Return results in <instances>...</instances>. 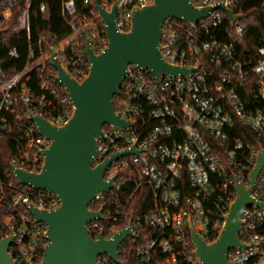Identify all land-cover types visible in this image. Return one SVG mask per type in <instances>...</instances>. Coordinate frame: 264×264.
I'll return each mask as SVG.
<instances>
[{"label": "built area", "instance_id": "obj_1", "mask_svg": "<svg viewBox=\"0 0 264 264\" xmlns=\"http://www.w3.org/2000/svg\"><path fill=\"white\" fill-rule=\"evenodd\" d=\"M62 1L64 20L73 33L54 50L65 70L82 82L91 67L87 40L101 54L108 46L105 25L96 9L92 12L96 19L83 16L75 22L74 1ZM152 2L120 1L117 30L128 32L133 9ZM191 3L198 9L222 3L233 12L235 8L233 0ZM100 5L107 11L112 7L107 1ZM2 16L8 19L11 8ZM224 17L230 22L226 33L240 35V22L233 24L219 9L196 25L167 20L160 52L169 64L186 68L189 74L156 79L149 71L130 67L115 101V113L129 126L106 125L97 139L93 166L130 152L107 167L104 181L112 189L99 192L88 206L101 216L88 224L93 239L103 235L112 240L118 232L131 229L132 235L117 251L121 264L124 258H134L138 264H200L191 232L207 243L217 241L237 198L236 185L244 190L250 187L251 174L264 153V58L249 70L244 67L233 45L211 32L224 26ZM2 26L0 21V33ZM50 67V50L40 51L38 58L30 50L25 67L11 79L6 80L0 67V137L14 144L9 161L13 178L11 167L39 173L43 153L51 145L30 116L63 127L74 114L70 98ZM249 72L254 77L248 80ZM131 184L130 193L123 195L124 187ZM18 186L17 192L0 175V239L13 236L9 252L15 264H41L49 244L48 227L36 222L29 208L55 211L61 202L47 191ZM140 189L150 192V208L134 213L136 204L143 207L147 200L143 194L139 201H132ZM251 196L255 203L246 206L239 230L244 247L230 250L228 264L264 260V165ZM98 261L116 264L108 254Z\"/></svg>", "mask_w": 264, "mask_h": 264}, {"label": "water", "instance_id": "obj_2", "mask_svg": "<svg viewBox=\"0 0 264 264\" xmlns=\"http://www.w3.org/2000/svg\"><path fill=\"white\" fill-rule=\"evenodd\" d=\"M119 3L120 0L116 1L110 11L95 4L105 25L108 46L101 54H96L87 40L91 67L82 82L65 70L57 60L54 48L50 49V62L57 71L56 80L70 98L74 114L63 127L31 115L30 120L38 127L40 135L51 141L43 153L44 165L39 173L11 167L18 185L47 191L61 202L55 211L29 208L35 221L48 227L49 244L41 264H101L98 258L104 254H108L116 264H121L117 251L119 245L132 235L131 229L118 232L112 240H105L103 235L93 239L88 224L101 216L90 212L88 206L99 192L112 189L111 183L104 181L107 167L112 161L130 153H118L104 164L93 166L98 150L97 139L103 135V128L106 125L129 126L115 113V98L120 95L124 80L130 75L129 68L133 66L143 72L149 71L156 79L160 76H187L190 70L172 66L160 52L166 21L172 19L196 25L218 9L225 12L233 24L243 19L223 3L198 9L191 0H153L148 6L133 9L130 29L123 33L115 26ZM263 165L264 153L251 174L249 189L236 185L237 198L217 241L207 243L191 232L200 264H228L230 250L244 247L239 239L242 217L246 206L255 203L252 189ZM257 205L263 206L261 203ZM12 240L13 236L0 239V264H15L9 252Z\"/></svg>", "mask_w": 264, "mask_h": 264}, {"label": "trees", "instance_id": "obj_3", "mask_svg": "<svg viewBox=\"0 0 264 264\" xmlns=\"http://www.w3.org/2000/svg\"><path fill=\"white\" fill-rule=\"evenodd\" d=\"M73 1L76 6V15L72 19L78 22L83 16L97 18L92 15L96 3L102 4L107 1L113 5L118 0ZM233 3L235 4L234 13L243 17L240 21L241 34L230 37L226 33V27L230 26L226 17H224V26L211 32L218 39L233 45L238 59L249 70L264 58V0H233ZM8 7L11 8V16L4 19L2 12ZM0 21L3 22L0 35V67L6 73V80L11 79L25 67L30 50L34 51L35 58H38L40 51L47 53L50 48H55L73 33L70 25L64 20L62 0H4L1 3ZM50 69L53 72V78L56 79L57 71L52 67ZM246 77L249 80L254 77V74L249 72ZM58 87L63 90L60 85ZM13 154V142L0 137V175L4 181L12 183L18 192L20 187L9 173V161ZM133 186L131 184L127 189L124 187L123 195L127 196ZM143 194L147 196V200L144 201L143 207L136 204L134 213L149 211L150 192L140 189L132 201H139ZM122 261L123 264H138L134 258H124Z\"/></svg>", "mask_w": 264, "mask_h": 264}, {"label": "rangeland", "instance_id": "obj_4", "mask_svg": "<svg viewBox=\"0 0 264 264\" xmlns=\"http://www.w3.org/2000/svg\"><path fill=\"white\" fill-rule=\"evenodd\" d=\"M23 18H24V17H23ZM23 18H22V20H23ZM260 264H264V260H263V261H261V262H260Z\"/></svg>", "mask_w": 264, "mask_h": 264}]
</instances>
